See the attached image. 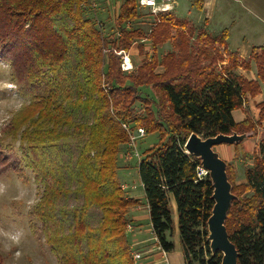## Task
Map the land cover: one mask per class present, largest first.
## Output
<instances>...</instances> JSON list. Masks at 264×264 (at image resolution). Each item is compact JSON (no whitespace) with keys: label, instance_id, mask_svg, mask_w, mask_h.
Wrapping results in <instances>:
<instances>
[{"label":"trees","instance_id":"trees-1","mask_svg":"<svg viewBox=\"0 0 264 264\" xmlns=\"http://www.w3.org/2000/svg\"><path fill=\"white\" fill-rule=\"evenodd\" d=\"M91 9L89 0H0L1 56L10 66L11 81L30 96L26 117H31L30 109L36 108L33 115L39 110L36 120L41 130L25 132L26 146L21 147L26 165L42 187L28 214L31 227L42 225L39 229L60 264H135L127 237L128 214L141 202L126 193L117 175L120 148L129 141L123 123L131 122L127 110L132 107L134 111L137 100L150 113L158 110V115L160 106L167 105L170 115L158 126L163 142L138 165L150 222L161 248L174 251L172 195L185 264H220L222 253L213 254L208 241L212 183L208 173L198 175L201 160L186 152L185 143L191 133L254 135V123L249 118L235 123L232 112L243 107L248 93H259V84L213 67L217 59H229L233 67L250 64L240 62L235 53L223 57L226 31L213 37L167 10L157 14L159 19L149 34L140 32L139 36L147 37L155 47L172 43L174 50L160 60L164 72L154 71L160 63L153 59L154 48L138 76L124 78L115 53L129 48L138 37L124 24L139 17L138 0L123 2L118 16L122 34L112 42L97 28ZM110 47L109 62L103 64V51ZM251 58L264 81V48H254ZM141 87L152 88L153 94L142 97ZM259 107L263 115L264 102ZM149 122L146 131L152 128ZM260 153L264 155L263 143ZM261 157L246 170L252 197L240 198L233 186L237 198L225 221L239 252L238 264H264ZM235 205L246 216L232 225Z\"/></svg>","mask_w":264,"mask_h":264},{"label":"rangeland","instance_id":"rangeland-1","mask_svg":"<svg viewBox=\"0 0 264 264\" xmlns=\"http://www.w3.org/2000/svg\"><path fill=\"white\" fill-rule=\"evenodd\" d=\"M95 2L91 12L97 14V19H95L97 28L107 41L112 42L122 34L120 31L118 32L121 25L118 16L125 0H95ZM168 11H171L178 19H181L177 11L173 9ZM158 13H154L148 8H141L138 18L124 23L126 29H130L134 31L135 35H138L129 48L119 50L115 53L120 58V68L124 78H130L133 75L138 76L140 71H142L141 66L147 62L154 48L155 50L157 49V52L155 51V58L153 57L156 61L162 60L163 56L174 50L170 41L155 47L147 37H139L142 35L140 32L150 33L152 26L159 19ZM215 13L216 17L222 16L221 11L217 10ZM219 36L220 33L214 37ZM111 49L112 47L105 48L103 51V64L109 62L108 58ZM226 54L230 53L224 49L223 57H226ZM251 60L252 58L244 60V62L250 64ZM126 61L129 63L128 66L124 65ZM217 61L213 65L214 70L225 73L229 69L228 66H225L230 60L225 59L223 61L222 59H217ZM164 69L160 61L154 71L163 73ZM103 88L105 91L109 90L108 85H104ZM141 89L142 97L147 92L153 94V90L150 87H141ZM159 91L157 89L155 90V94L158 97L161 96ZM29 98V95H25L11 81L10 66L7 60L1 56L0 52V157L2 161H0V260L3 264H60L58 257L52 252L46 237L39 229L42 225L39 223L36 228L31 227L28 217L29 212L36 205L42 193L41 185L35 181L34 172L26 165V159H24L21 148L26 146V140H24L25 132L31 133L34 128L41 130L40 122L38 123L36 120L38 119L37 115L39 110L33 115L32 112H35L36 108L30 109L31 117L29 118V115L26 117V113H28L26 106L29 103ZM247 98L246 96V101ZM133 106L134 111L132 107H129V110H127L129 111L128 118L131 122L123 123V128H125L129 135V141L120 148L117 157V175L122 184V188L129 196L135 198L136 195L141 194L143 191L142 184L140 183L138 165L149 150L163 142L158 126L161 120H165V117L168 114L170 115V109L167 105L160 106L159 109L161 111L160 115H158V110H155L153 112L154 114L148 112L141 100H137ZM138 117H142L144 121L143 119H141V123L136 121ZM152 118L155 119L152 121ZM247 118L254 123V135L244 139L239 144L251 143L252 147L249 151L244 152L242 157L239 155L236 156L238 161L237 166L232 162L233 160L227 162L230 180L236 193H239L242 199H249L253 195V191L247 185V168L254 167V164L262 159L261 156L264 157L260 153V146L262 143L264 144V128L262 127L264 114L260 115L257 120H253L247 116L243 121ZM19 119L21 123H19ZM150 119L152 128L146 131L145 127L150 123ZM35 121L37 123L36 127ZM243 121L238 123H242ZM15 123L18 128H16ZM139 126L145 129L143 135L139 134ZM240 128L243 129L242 126ZM247 128H250L249 125ZM163 138H166V135ZM217 146L219 147V145ZM217 146H215V149L218 148ZM136 199L140 200L139 198ZM132 210L128 214L129 223L127 226V237L131 245L132 230L134 229L132 224L134 220L131 217ZM230 216V223L233 225L239 219H245L246 211L241 206L235 205ZM230 227L232 228L233 226L230 225ZM131 253L135 264H141L142 253L135 249H132ZM134 253L139 254L141 257L136 260ZM166 260L168 264L169 261L167 258Z\"/></svg>","mask_w":264,"mask_h":264},{"label":"crops","instance_id":"crops-1","mask_svg":"<svg viewBox=\"0 0 264 264\" xmlns=\"http://www.w3.org/2000/svg\"><path fill=\"white\" fill-rule=\"evenodd\" d=\"M171 7L193 28L203 29L213 37L226 31L228 37L225 40V50L238 55L240 62L250 59L254 48H264V0H172ZM217 10L221 11L222 16L216 17ZM227 66L228 71L233 72L240 79L256 82L260 86L259 93L255 95L248 93L243 107L233 110L235 123L243 121L247 116L253 120L259 119V106L264 102V81L258 76L256 62L252 59L248 68L242 65L233 67L231 61H228L225 67ZM262 127L264 128V120ZM251 147V143L222 144L216 150L226 162L233 160L232 162L237 166L236 156L242 157ZM170 196V210L176 226L175 235L172 237L175 250L172 252L164 251L159 245L150 222L144 188L141 194L135 196L141 200V205L131 212L134 220L131 246L133 250L142 253L141 264H167L166 258L168 264H185L178 230L177 205L174 197Z\"/></svg>","mask_w":264,"mask_h":264},{"label":"water","instance_id":"water-1","mask_svg":"<svg viewBox=\"0 0 264 264\" xmlns=\"http://www.w3.org/2000/svg\"><path fill=\"white\" fill-rule=\"evenodd\" d=\"M247 137L246 134H239L238 132L232 134L219 133L209 137L191 133L185 143L186 152L201 160L202 167L207 170L212 183L214 205L207 221L208 241L213 254L222 253L220 264H238L239 252L228 236L225 222L232 202L237 198V195L233 193V185L228 180L227 162L221 157L215 146L239 144Z\"/></svg>","mask_w":264,"mask_h":264},{"label":"built area","instance_id":"built-area-1","mask_svg":"<svg viewBox=\"0 0 264 264\" xmlns=\"http://www.w3.org/2000/svg\"><path fill=\"white\" fill-rule=\"evenodd\" d=\"M89 1H90L91 7H93L96 3L95 0H89ZM171 4H172V0H138V5L141 8H148L154 13H158V12L162 13V11H167V10L172 9ZM94 16L95 18H97V14L95 12H94ZM124 65L128 66L129 63L126 61ZM138 130H139L140 135H143L145 133V129L143 127H138ZM207 173L208 172L206 169H204L202 166H198V175L200 177L205 176ZM140 257L141 256L139 254L134 253V258L136 260Z\"/></svg>","mask_w":264,"mask_h":264}]
</instances>
